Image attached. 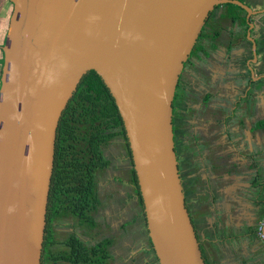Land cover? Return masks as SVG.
<instances>
[{
	"label": "water",
	"instance_id": "95a60500",
	"mask_svg": "<svg viewBox=\"0 0 264 264\" xmlns=\"http://www.w3.org/2000/svg\"><path fill=\"white\" fill-rule=\"evenodd\" d=\"M10 2L0 85V264H41L57 128L89 71L102 79L123 121L159 264H206L179 173L173 100L217 6L250 13L254 59L250 16L264 10L238 0Z\"/></svg>",
	"mask_w": 264,
	"mask_h": 264
},
{
	"label": "flooded vegetation",
	"instance_id": "af4514ba",
	"mask_svg": "<svg viewBox=\"0 0 264 264\" xmlns=\"http://www.w3.org/2000/svg\"><path fill=\"white\" fill-rule=\"evenodd\" d=\"M6 1L9 2L13 12V4L10 0ZM238 1L248 6L253 12L264 10V0ZM220 10L223 13L222 19L228 20L233 25L232 38L239 36L236 30L238 24L245 27V32L247 31L246 20L250 13L232 3L217 6L207 19L189 58L184 64L173 100L172 124L175 151L186 206L194 225L195 214L192 210L194 202L192 195H187V189L198 196L201 205L204 199L208 201L207 204L212 200L213 210L210 208L209 211L216 213L217 205L214 201L217 200L218 194L223 192L225 197L229 196V188L232 189L234 180L244 177L241 170L234 171L230 168L229 159L232 154L231 150L234 149L231 134L245 132L250 117L249 92L247 90L250 87V77L253 74L248 71V68H252L253 59L250 58L248 63H244V66L237 65L234 68L236 70L228 71L225 67L226 69L223 68L220 72H215L209 50L212 49L213 40L220 36L218 34L216 37V20L214 18ZM227 10L230 12H226ZM225 15L228 17L226 18ZM262 16L264 13H259L256 16L251 15L250 20L252 22L254 18L261 19ZM250 53L252 54V50ZM203 65L209 66V69L205 68L208 75H211L209 81L204 79V73L198 72V70L204 69ZM225 77L227 79H223L225 83H220L221 78ZM189 112L197 125L194 123L195 126L191 127L188 134L186 131L187 136L179 137L180 132L186 130L181 127L180 120L185 119L188 116H185V113ZM257 128L260 129L261 126ZM114 132L116 135L112 139L107 140L105 138L99 142L101 160L95 159L97 165H101L95 171L98 205L92 216L96 226L90 230L73 216L58 217L52 220L50 230L55 236L56 244L50 249L55 258H59L54 261V264H74L60 259L61 254L68 251L65 241L71 236H76L88 247L95 245L99 240H110L112 243L108 249L110 259L107 260V264H159L149 237L132 151L124 125ZM108 134L109 132L105 131L103 137H107ZM82 140L85 139L77 140L75 143L81 144ZM88 159L90 162L92 156ZM102 164L105 166L102 167ZM253 178L255 181V177ZM188 180L191 181L187 184ZM227 199L226 197L225 200ZM104 201L110 204L108 210L111 212L110 216L107 215L108 218L102 217V212L107 208L104 206ZM200 207L202 208V206ZM68 219L71 220L70 231L62 236L61 223ZM104 227L112 229V235H103ZM90 233L94 236H89ZM197 236L201 240L198 234ZM93 238L96 239L92 241ZM200 244L203 249L204 242L202 240ZM43 256L44 248L42 258ZM203 257L207 263L204 252ZM138 259L142 261L138 262Z\"/></svg>",
	"mask_w": 264,
	"mask_h": 264
},
{
	"label": "crops",
	"instance_id": "0c3cea01",
	"mask_svg": "<svg viewBox=\"0 0 264 264\" xmlns=\"http://www.w3.org/2000/svg\"><path fill=\"white\" fill-rule=\"evenodd\" d=\"M11 13L9 2H1L0 85L4 61L2 47L9 32ZM221 15L223 16L222 10L214 16L216 37L218 34L220 36L213 40L212 49L209 50L215 72H220L223 68L228 71L236 70L234 68L237 65L244 66L250 58L253 62L257 61L252 66L254 74L250 77V87L247 90L250 106L247 128L241 134H231L234 149L231 150L229 159L230 168L234 171L241 170L244 177L234 180L232 189L229 188L230 194L226 196L227 200L223 192L218 194L214 201L217 205L216 213L209 211L210 208L213 210L212 200L207 204L208 201L204 199L201 205L200 199L191 190L186 188V193L188 196L192 195L195 226L204 242L203 252L208 264H264V243L257 238L255 232L257 222L264 216V16L256 18L252 33L257 52L254 59L250 53L252 43L247 39L245 27L238 24L236 30L239 36L232 38L233 25L222 19ZM223 79L226 77L221 78L222 84L225 83ZM260 126V129L257 128ZM189 181L191 180L187 184ZM220 211H223L222 214Z\"/></svg>",
	"mask_w": 264,
	"mask_h": 264
},
{
	"label": "trees",
	"instance_id": "16d2710c",
	"mask_svg": "<svg viewBox=\"0 0 264 264\" xmlns=\"http://www.w3.org/2000/svg\"><path fill=\"white\" fill-rule=\"evenodd\" d=\"M122 125L123 121L108 88L96 72L89 71L63 111L57 128L54 168L46 214V241L43 245L44 256L41 264H54V261L59 259L55 258L50 249L56 244L55 236L50 230L52 220L73 216L88 229L95 228L92 214L98 205L95 171L101 165L98 166L95 159L101 160L99 142L105 138L112 139L116 135L114 131ZM105 131L109 132L107 137H103ZM80 139L85 140L76 144ZM91 156L89 162L88 157ZM103 166L105 164H102ZM65 243L68 251L61 254L60 259L63 261L74 264H107L110 259V240H99L95 245L88 247L76 236H71Z\"/></svg>",
	"mask_w": 264,
	"mask_h": 264
},
{
	"label": "rangeland",
	"instance_id": "374dc122",
	"mask_svg": "<svg viewBox=\"0 0 264 264\" xmlns=\"http://www.w3.org/2000/svg\"><path fill=\"white\" fill-rule=\"evenodd\" d=\"M4 1H6V0H0V3L1 2H4ZM203 70L202 69H200V70H198V72H202V73H204V75H205V80L206 81H209V79L211 78V77H209V76H211V75H208V72L206 71V69L205 68H208L209 69V66L208 65H203ZM205 80H203L204 82H206ZM222 110V109H221ZM221 113L223 114L224 112H223V110L221 111ZM186 115H188L185 119H183V120H180V125H181V127H183L184 129H186L185 131H181L180 132V134H179V137H182V136H187V134L191 131L190 129H191V127H193V126H195V124L194 123H196L195 122V120L192 118V114L189 112V113H185V116ZM196 125H197V123H196ZM186 131H187V134H186ZM104 203H105V205L104 206H107V208L102 212V217H105V218H108L109 216H110V210H108V208H109V206H110V204H109V202H107V201H104ZM221 212V214H222V212L223 211H220ZM107 215H109V216H107ZM71 220H66L65 222H62L61 223V226H62V229H61V235L62 236H64L65 234H67V232H69L70 231V222ZM109 221V220H108ZM102 232H103V235H112V229H107L106 227H104L103 228V230H102ZM94 233V235H95V232H93ZM93 234H91L90 233V235L89 236H94ZM94 239H96V238H93V240L92 241H94ZM127 241V240H126ZM142 257V256H141ZM140 261H142L141 259H138V262H140ZM144 261V260H143ZM137 262V263H138Z\"/></svg>",
	"mask_w": 264,
	"mask_h": 264
},
{
	"label": "built area",
	"instance_id": "2783aa9c",
	"mask_svg": "<svg viewBox=\"0 0 264 264\" xmlns=\"http://www.w3.org/2000/svg\"><path fill=\"white\" fill-rule=\"evenodd\" d=\"M256 236L260 241L264 242V216L259 220L257 224Z\"/></svg>",
	"mask_w": 264,
	"mask_h": 264
}]
</instances>
